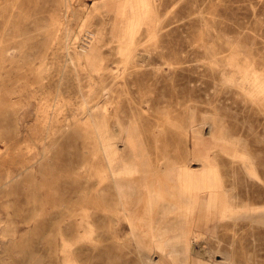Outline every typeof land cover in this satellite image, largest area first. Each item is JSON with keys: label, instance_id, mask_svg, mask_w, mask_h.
I'll return each mask as SVG.
<instances>
[{"label": "rangeland", "instance_id": "374dc122", "mask_svg": "<svg viewBox=\"0 0 264 264\" xmlns=\"http://www.w3.org/2000/svg\"><path fill=\"white\" fill-rule=\"evenodd\" d=\"M146 1L0 0V264H264V0Z\"/></svg>", "mask_w": 264, "mask_h": 264}, {"label": "bare ground", "instance_id": "6f19581e", "mask_svg": "<svg viewBox=\"0 0 264 264\" xmlns=\"http://www.w3.org/2000/svg\"><path fill=\"white\" fill-rule=\"evenodd\" d=\"M113 4H117L116 6V10L118 15H121L123 13L124 10L128 9L130 11V15L128 18V27H129V31L130 34L133 33L135 27L140 24L145 18H147L148 16V7H147V1L146 0H110ZM102 5V4H101ZM106 5V4H104ZM100 7V5H99ZM103 7V6H102ZM107 7V6H106ZM127 10V11H128ZM125 12V11H124ZM128 15V14H127ZM123 21V20H122ZM147 22V21H146ZM123 26V24H122ZM122 29V28H121ZM124 29V28H123ZM128 31V32H129ZM120 33V32H119ZM124 34V33H123ZM129 34V36H130ZM31 35V34H30ZM124 36V35H123ZM131 37V36H130ZM121 39V38H120ZM122 40V39H121ZM129 40V39H128ZM131 42V40H130ZM125 43V42H124ZM132 44V43H131ZM127 46V45H126ZM122 48V47H121ZM128 48V46H127ZM125 49H123L124 51ZM122 51V53H123ZM51 52V51H50ZM126 52V51H125ZM52 55V54H51ZM128 61V60H127ZM258 86V85H257ZM263 92V91H262ZM19 94V93H18ZM55 108V107H54ZM34 111V110H33ZM45 113V112H44ZM27 114V112H26ZM52 115V114H51ZM26 117H23V114H21L20 118L17 119V123L20 122L21 124H23V122H25ZM51 119V118H50ZM45 120V119H44ZM50 121V120H49ZM48 124V123H47ZM20 125V124H17ZM51 125V124H50ZM21 127V126H20ZM49 127V126H48ZM49 129V128H48ZM15 135H11L10 140L7 141H11L15 138ZM7 138V137H6ZM197 138V137H195ZM5 145H7V149L8 148H13L12 146H10V144L5 143ZM107 145V144H106ZM200 145V144H199ZM108 148V147H107ZM15 150V148H13ZM197 150V148H195ZM109 151V150H108ZM114 152V151H113ZM192 152V151H191ZM38 153V152H37ZM110 153V152H109ZM108 156V155H107ZM197 156V155H196ZM199 157V156H198ZM202 158V157H200ZM206 158V157H203ZM209 158V157H208ZM207 159V158H206ZM38 158L35 155H32L30 158V164L27 166H24L25 168H23V170H28L31 165L33 164H37L36 162H38ZM204 160V159H203ZM208 161V160H207ZM203 162V161H202ZM24 163V162H23ZM205 163V161L203 162ZM208 163V162H207ZM201 164V163H200ZM23 165V164H22ZM207 165V164H206ZM185 166V165H184ZM187 166V165H186ZM183 167V166H182ZM188 167V166H187ZM108 169V168H107ZM118 169V168H117ZM22 170V169H21ZM168 170V169H167ZM170 170V169H169ZM179 170V169H178ZM196 170V169H195ZM199 170V169H198ZM181 171V169H180ZM184 171V170H183ZM190 171V170H189ZM194 171V170H193ZM208 171V170H207ZM166 172V171H165ZM152 173V172H151ZM182 173V172H181ZM211 173V172H210ZM20 174V173H19ZM37 174V173H36ZM149 174V172H148ZM180 174V173H179ZM207 174V173H206ZM205 174V175H206ZM6 175H8V172H6ZM34 175V174H33ZM169 175V173H168ZM182 175V174H181ZM186 175V174H185ZM203 173H192L189 174L188 177L186 178V181L184 180V188L186 189L185 191L187 192V205L186 208L184 206V210L186 211V219L183 222V231L181 233V235H192L193 232V222H192V218L195 217L196 212L199 208V204H200V198L201 195L203 193H207L208 194V206L210 208V203H212L217 197L216 193L217 191H215V188L213 187V185H209L208 181L209 179L208 176L206 177ZM208 175V174H207ZM17 176V175H16ZM111 177V175H110ZM4 178V177H3ZM178 178V177H177ZM6 179V177H5ZM13 179V178H12ZM172 179V178H171ZM112 180V179H110ZM122 180V179H121ZM140 180V179H139ZM175 180V179H174ZM7 181V180H6ZM178 181V180H177ZM215 182V180H214ZM113 183V182H112ZM177 183V182H176ZM181 183V182H180ZM6 184V183H5ZM169 184V183H168ZM182 186V185H181ZM215 186V185H214ZM115 187V186H113ZM183 188V187H181ZM183 188V189H184ZM115 190V189H114ZM184 191V192H185ZM116 192V191H115ZM117 195V194H116ZM120 201V200H119ZM122 201V200H121ZM146 208V207H145ZM212 213V212H211ZM151 219V218H150ZM152 222V221H151ZM150 224V223H149ZM169 227V226H168ZM170 232V231H169ZM173 232V231H172ZM153 234V233H152ZM170 235V234H169ZM171 236V235H170ZM194 237V236H193ZM165 238V237H164ZM166 239V238H165ZM172 239V238H171ZM170 239V240H171ZM154 240V239H153ZM162 241V239H161ZM155 242V241H154ZM166 244V243H165ZM159 246V245H158ZM187 246V245H185ZM158 248V247H157ZM156 249V248H155ZM162 250V249H161ZM168 250V249H167ZM166 251V250H165ZM166 253V252H165ZM173 253V252H172ZM164 256V254H163ZM171 256V255H170ZM152 264V263H151ZM155 264V263H153Z\"/></svg>", "mask_w": 264, "mask_h": 264}]
</instances>
